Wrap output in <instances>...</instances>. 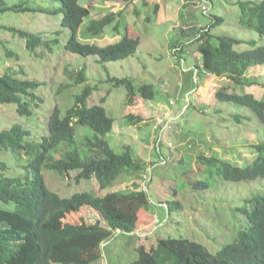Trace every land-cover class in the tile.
<instances>
[{"label":"rangeland","instance_id":"1","mask_svg":"<svg viewBox=\"0 0 264 264\" xmlns=\"http://www.w3.org/2000/svg\"><path fill=\"white\" fill-rule=\"evenodd\" d=\"M6 1L10 5L19 2ZM233 1L79 0L90 8V14L78 33L82 41L107 45L122 39L126 33L141 38L134 54L110 61H100L97 55L84 56L66 51L64 43L70 31L60 24L57 15L0 12V74L23 70L26 76L43 83L40 93L45 97L41 108L30 120L18 113L16 104L0 102V130L24 121L34 129L38 139L42 125L39 113H47L52 98L68 108L74 102V95L89 83L97 88L88 104L101 103L106 97L103 104L115 118L114 128L106 136L112 147L122 152L129 146L136 157L146 162L144 170L131 175L138 177L142 189L147 192L150 209L139 211V224L135 231H118L105 242L103 256L91 264H129L138 258L140 246L149 250L159 237L168 236L197 240L216 253L225 243L236 240L241 229L248 227V216L243 207L250 208L246 200L256 193L260 185L264 186V179L225 181L220 174L214 173V166H209L204 175L196 161V156L212 153L244 165V160L255 157L250 150L251 144L264 140V125L248 107L213 97V92L228 79L222 80L206 73L197 43L190 44L197 30L211 26L216 16L225 17L226 22L213 27L215 33L227 32L247 40L255 38L259 44L262 41L259 34L254 35L240 25L239 7L232 4ZM111 12L121 14L117 15L113 25L106 26L103 34L94 36L88 31L87 25L92 18ZM11 26L44 32L61 29L62 45L55 47L57 54L52 58L46 53L31 52L26 39L8 29ZM4 47L16 53L10 54ZM84 66L88 81L75 84L65 69L75 70ZM249 76L258 83L246 86V89L237 86L238 89L264 94V65H258ZM111 77L132 78L139 95L143 84L153 83L157 90L156 98L149 100L137 95L134 101L128 102L127 86L124 83L116 86L109 80ZM62 83L72 86L64 87L61 93L59 86ZM54 103H51L53 107ZM167 112L171 114H168L169 119H174L170 127L161 131L156 125L167 117ZM127 113L140 115L144 120L138 124L131 123ZM90 131L87 126H77L78 138ZM67 147L61 145L60 149ZM60 154L59 151L55 155ZM180 158H183L182 164ZM0 159L9 165L7 174L19 176L26 173V159L18 160L10 149L0 150ZM77 173L78 170H72L62 176L56 170H44L48 187L62 196L86 190L100 195L117 189L127 190L135 179L122 175L112 186L100 189L94 178L78 181ZM200 178L207 180L209 187L194 190L189 182ZM170 200H180L183 208L176 206L170 213L167 205ZM0 208L17 210V205L0 199ZM65 213L57 215L54 223L79 222L81 219L94 222L100 216L97 210L85 206L71 208Z\"/></svg>","mask_w":264,"mask_h":264},{"label":"trees","instance_id":"2","mask_svg":"<svg viewBox=\"0 0 264 264\" xmlns=\"http://www.w3.org/2000/svg\"><path fill=\"white\" fill-rule=\"evenodd\" d=\"M232 4L239 7L240 25L254 35L259 34L262 40L259 44L255 38L247 40L227 32L215 33L213 27L226 22L223 16L214 17L211 26L199 28L190 44L197 43L206 73L222 80L228 79L213 92V97L248 107L264 125V94L244 90L246 86L258 83L249 76L250 71L264 65V0H234ZM6 11L29 12L32 16L37 13L57 15L60 24L70 31L64 43L65 50L84 56L97 55L100 61L130 56L141 42L139 36L129 33L107 45L79 39V30L90 14V8L79 0H19L11 5L6 0H0V12ZM118 14L121 13L111 12L92 18L87 25L88 31L94 36L103 34L106 26L114 24ZM8 29L25 38L31 52L46 53L49 58L57 54L55 47L62 45L61 29L46 32L12 26ZM2 44L6 45L3 41ZM248 44L250 47H247ZM4 48L10 54L16 53L13 49ZM65 70L75 84L88 81L85 66ZM109 80L116 86L122 83L127 86L128 102L139 95L132 78L111 77ZM42 84L26 76L23 70L20 73L4 72L0 74V102L16 104L18 113L30 120L45 101L40 93ZM69 86L72 84L62 83L59 92ZM237 86H244V89ZM95 88L85 84L83 90L74 95V102L68 108L52 98L54 107L51 102L46 114L39 113L42 125L38 130V139L34 129L24 121L0 130V150L10 149L18 160L26 159L27 162L26 173L18 176L7 174L9 165L0 159V199L17 205V210L0 208V264H91L103 256L105 242L118 231H135L139 224V211L150 209L147 192L142 189L138 177L131 175L144 170L146 162L136 157L129 146L122 152L112 147L106 136L113 130L115 118L103 104L106 97L101 103L88 104ZM139 92L141 97L149 100H155L157 95L153 83L143 84ZM167 114L171 115L170 112ZM126 116L135 124L144 120L132 113ZM172 119H167L169 127ZM78 125L87 126L91 131L78 138ZM61 145L69 147L60 149ZM251 146L255 157L244 160V165H237L239 162L212 153H202L196 156V161L204 175L209 166H214V173L220 174L225 181L264 179V140ZM59 151L60 156H56ZM183 162L180 158V163ZM45 169L56 170L62 176L78 170V181L94 178L100 189L112 186L122 175L135 179L127 190H112L104 195L86 190L62 196L48 187ZM189 183L194 190L209 187L208 181L201 178ZM246 201L250 203V208L243 207L248 216V227L241 229L237 239L225 243L218 252H211L197 240L159 237L149 250L140 246L138 258L129 264H264V186L260 185ZM167 205L170 213L176 206L183 208L180 200H170ZM83 206L97 210L99 218L94 222L81 219L79 222L54 223L57 215Z\"/></svg>","mask_w":264,"mask_h":264},{"label":"built area","instance_id":"3","mask_svg":"<svg viewBox=\"0 0 264 264\" xmlns=\"http://www.w3.org/2000/svg\"><path fill=\"white\" fill-rule=\"evenodd\" d=\"M167 119H169L168 114H167V117H165V118L163 117L162 119H160V122L157 123L156 127H157V128H160V126L162 125V128L160 129L161 131L167 129L168 126H169V122H168ZM166 120H167V121H166ZM165 121H166V122H165ZM170 144H171V143H170Z\"/></svg>","mask_w":264,"mask_h":264}]
</instances>
